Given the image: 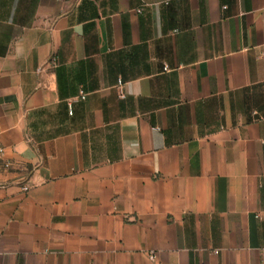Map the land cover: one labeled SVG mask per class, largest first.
Listing matches in <instances>:
<instances>
[{
  "label": "crops",
  "instance_id": "obj_1",
  "mask_svg": "<svg viewBox=\"0 0 264 264\" xmlns=\"http://www.w3.org/2000/svg\"><path fill=\"white\" fill-rule=\"evenodd\" d=\"M0 143V264H264V0H0Z\"/></svg>",
  "mask_w": 264,
  "mask_h": 264
},
{
  "label": "built area",
  "instance_id": "obj_2",
  "mask_svg": "<svg viewBox=\"0 0 264 264\" xmlns=\"http://www.w3.org/2000/svg\"><path fill=\"white\" fill-rule=\"evenodd\" d=\"M164 69H166V66L164 67ZM80 97H81V99H83L84 98V94L81 93L80 94ZM3 155H4V147L0 143V162L2 163V165L4 167H8L9 166V162L3 160ZM262 184L264 185V181L262 182ZM22 189L23 190H26V187H23ZM147 255L152 260L155 258V252H153L152 250L148 251L147 252Z\"/></svg>",
  "mask_w": 264,
  "mask_h": 264
}]
</instances>
